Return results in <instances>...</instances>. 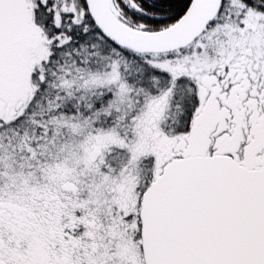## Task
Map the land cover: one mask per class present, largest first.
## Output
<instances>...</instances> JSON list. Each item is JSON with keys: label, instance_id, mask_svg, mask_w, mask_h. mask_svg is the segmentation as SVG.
<instances>
[{"label": "snow or ice", "instance_id": "snow-or-ice-1", "mask_svg": "<svg viewBox=\"0 0 264 264\" xmlns=\"http://www.w3.org/2000/svg\"><path fill=\"white\" fill-rule=\"evenodd\" d=\"M0 264H264V0H0Z\"/></svg>", "mask_w": 264, "mask_h": 264}]
</instances>
